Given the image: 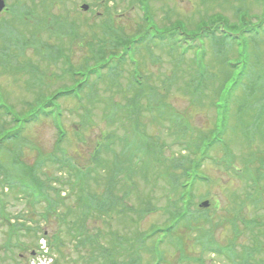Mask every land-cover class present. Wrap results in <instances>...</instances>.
I'll return each mask as SVG.
<instances>
[{
  "label": "rangeland",
  "instance_id": "374dc122",
  "mask_svg": "<svg viewBox=\"0 0 264 264\" xmlns=\"http://www.w3.org/2000/svg\"><path fill=\"white\" fill-rule=\"evenodd\" d=\"M3 1L8 10L0 14V52L6 51L11 58L8 60L10 69L3 68L0 62V96L8 99L19 116L30 110L37 93L52 94L58 89L70 88L74 82L67 73L69 67L79 69L93 64V48H98V42L106 35L101 22L107 24L109 16V24L122 28L124 35L134 36L146 30L137 0ZM143 3L151 24L163 31L176 25L193 31L214 16L237 24L239 13L248 18L264 13V0H143ZM81 5L88 6V11L82 12L78 8ZM67 28L72 29L73 36L64 35ZM171 47V44L152 43L140 49L142 56L146 57L148 49L156 59V64L148 68L153 85L172 77L173 85H168L170 89L165 92L170 108L166 110L167 115L160 117L159 124L150 115L141 114L142 128L133 136L128 124L107 126L102 120L105 114L114 123L118 115L115 120L112 112L89 107L93 112L87 118L92 127L91 134L88 132V136L86 132V136L90 138L106 130L114 141L106 152L98 153L96 160H92V142H74L76 131L68 129L69 137L58 146L61 153L58 161L53 167L48 162L37 170V179L49 183L47 198L52 201L53 210L38 198L23 195L17 187H12L10 180L20 178L18 173H24L22 168L38 160H48L50 154H54L57 142L54 129L43 123L26 126L17 144L2 145L0 264H28L39 254L43 231H55L58 241L62 239L59 244L62 249L53 253L51 264H104L107 253L102 254L103 251H111L114 245L113 250L123 255L121 264L129 254L138 256V264H228L208 255L207 249L213 245H231L237 256L249 251L252 264H264V228L244 225L253 220L264 224V206L256 207L252 202L257 196L264 198V176L255 192L248 183L249 172L254 174L264 160V141L257 132L242 137L233 131L240 126L237 124L249 122L247 118L239 123L226 121L228 127L232 125L227 133V154L217 152V158L227 156L241 173L219 169L214 164L206 166L202 172L210 175L211 183H194L185 189L191 214L182 220L178 218L184 210L179 199L183 191L178 184L187 182L182 169L194 167L193 144L199 134L208 132L214 125V111L209 104L214 100L220 81L205 82L202 94L195 100L190 93L191 85L197 80L193 57L181 58L180 52ZM44 48L46 53L42 55ZM56 54L57 59L53 58ZM205 61L212 73H219L217 61L214 65L209 59ZM27 64V72H14L15 67ZM179 74L183 75L179 78ZM122 77L119 75L117 85L111 88L100 84V91L124 104L122 90L127 88L128 78ZM175 113L182 116V125L188 129H184L187 131L183 136H179L182 129L177 128L173 120ZM12 126L6 114L0 112V129L8 130ZM179 141L186 144L177 146ZM15 149L20 158V166L16 167L11 164ZM87 167L89 172L96 167L99 173L84 178ZM223 183L227 187H222ZM108 190H112V194ZM109 196H113L114 201L107 200L105 209L99 206L101 212L90 207L89 197L100 202ZM203 201L210 204L205 210L199 208ZM85 230L86 235L91 233L99 238L97 249L84 248L86 251L79 253L75 238ZM152 233L155 235L151 238ZM145 237L149 239L140 243V238ZM109 246L111 249H106Z\"/></svg>",
  "mask_w": 264,
  "mask_h": 264
},
{
  "label": "trees",
  "instance_id": "16d2710c",
  "mask_svg": "<svg viewBox=\"0 0 264 264\" xmlns=\"http://www.w3.org/2000/svg\"><path fill=\"white\" fill-rule=\"evenodd\" d=\"M137 4L139 5L141 19L146 25V30L142 34L128 36L123 34L122 28H116L114 25L109 24L110 16L107 24L100 21L103 24L101 28L105 29L106 35L98 42L100 44L99 47L95 46L96 48H93L94 62L92 65L81 66L79 69L69 67L67 73L71 74L74 82L70 88H61L52 94L46 92L39 95L37 93L35 103L30 105V110L23 116L17 115L11 108L12 105L8 104V99L0 96V112H4L10 119L11 125H13L8 130L0 129V148L6 142L17 144L21 140L26 126L43 123L49 124V127L52 130L54 129L53 132L57 139L54 154H50L51 156H49L48 160H38L34 165L22 168L24 173H18L21 177L10 180L12 187H17L23 192V195H27L30 198L33 196L36 199L38 198V201L45 202L49 210H53L54 206L52 201L47 198V190L50 188L49 183L41 182L37 179V170H41L44 164L48 162L53 167V164L58 161V157L61 156L58 146L69 137L68 129L73 128V131H76L74 142L81 144L92 142L94 146L90 156L92 160H96L98 153L106 152L114 141L112 135L106 133V130L99 134L94 133L90 138L86 136V132L87 135L88 132L91 134L92 127L90 120L87 118L93 112L89 111V107H93V110L96 107L101 108L104 113L107 111L112 112L115 120L118 115L119 119L114 121V123H111L105 114L102 120L107 126L117 123L120 126L128 124L133 136L137 134L138 129L142 128L141 114L150 115L158 123L160 117L167 115L166 110L169 108V100L165 92L170 89L168 85H173L172 77L159 82V85H153V82L149 79L148 68L152 64H156V59L152 51L148 49L146 50V57L142 56L140 52V49L144 46L148 47L152 43H161L164 46L171 44V49L175 52H180L181 58L188 55L193 57L192 61L196 66L197 80L191 85L192 90H190V93L195 96V100H198L202 94L200 92L201 88L206 86L205 82H212L214 79L220 81L219 88L213 95L214 100L209 104L214 111V125L208 132L199 134V139L193 144L192 156L196 157L194 167L182 169L187 182L178 184V188L183 191L179 199L184 207L183 212L178 217L180 220L191 214V212L190 214L188 213L191 203L189 199L185 198V189L191 187L194 183H211L210 175L207 172L206 174L202 172L206 166L214 164L219 166V169H231L235 173H241L242 171L231 165L227 156L217 158L219 150H221L219 154H223V152L227 154L225 152L227 148V133L231 130L232 125H229V128L226 121L232 124L233 121L239 123L242 119L247 118L249 122L237 124L240 126L233 129L234 134L238 133L244 137L255 135L257 132L264 141V13L254 18H248L244 13H239L237 24H229L225 19L214 16L207 20L209 22L197 25L193 31L186 30L181 25H176L173 28H169V30L163 31L151 24L150 14L143 0H140V2L137 0ZM64 35L73 36L72 29L67 28ZM22 45L24 46V43ZM42 50V55H44L46 53L45 48ZM57 57L58 55L56 54L53 58L57 59ZM0 58V62L3 64L2 67L10 69L8 60L11 55L3 51L0 52ZM206 59H209L212 64L216 61L218 62V66H220V68L218 67V74L210 71L209 65L205 64ZM65 62H67V59H65ZM27 68L29 69V64L22 68L20 65V67H15L16 70L14 72H27ZM123 73L128 78L127 88L122 90L123 100L126 99L124 104L100 91V84L109 85V88L117 85V77L119 75L122 77ZM182 75L179 74L178 77L180 78ZM84 94L86 95L84 96ZM233 106L236 107L231 112ZM173 118L177 128L182 129L179 130V133L181 132L179 136H183L188 129L182 125V116L175 113ZM76 123H79V125H76ZM83 135L85 138L87 137L86 140ZM181 144H186V142H177V146ZM183 151L186 152L185 149ZM17 155L18 150L15 149L11 158V164L14 167L20 166V158ZM65 157L66 159L70 158V156ZM258 166L254 174L251 175L249 172L248 183L251 185L250 188L253 192L257 190L256 187L259 186V180L264 176V160ZM249 168L254 169L256 167L249 166ZM84 170L85 175L83 177L87 179L91 178L95 173H99L96 167H92L90 172L88 167ZM139 172H142V170L140 169ZM51 184L53 185L54 183ZM222 187H227L226 183H223ZM109 189L111 188L109 187ZM108 193L112 194V190H108ZM95 198H88L90 207L98 209L100 212L102 210L100 207L105 209L107 200L114 201L113 196H109L108 199L104 198L100 202H97ZM252 202L256 207L258 205L264 206L263 197L257 196ZM241 222L244 223V221ZM244 225L246 227L256 226L264 228V224L259 223L257 220L245 222ZM158 232H161V230ZM154 235L155 233H152L150 237L152 238ZM41 236V238L46 239L52 254L62 249L59 247L62 239L58 241L59 238L55 231L50 233L43 231ZM75 239L77 240L75 241L76 244H78L76 250L79 253L82 250L85 252L84 248L90 247L96 251L99 238L95 234L86 235L85 230L81 236ZM148 239L149 237L140 238V243H144ZM155 240L159 242L157 239ZM114 248L115 245L113 246ZM106 249L111 248L109 246ZM113 249L111 251H103L102 254L107 253L104 264H121L120 258H123V255L118 254ZM210 249V251L224 256L231 264H252L249 260L250 255L247 253L233 260V252L229 247L221 246L219 249ZM92 253L94 254V252ZM129 255V258L122 261V264H138V256Z\"/></svg>",
  "mask_w": 264,
  "mask_h": 264
},
{
  "label": "water",
  "instance_id": "95a60500",
  "mask_svg": "<svg viewBox=\"0 0 264 264\" xmlns=\"http://www.w3.org/2000/svg\"><path fill=\"white\" fill-rule=\"evenodd\" d=\"M3 8H4V3H3L2 0H0V11H2ZM82 9L86 10V7L83 6ZM207 206H208V203L207 202H204V203L201 204V208L202 207L206 208Z\"/></svg>",
  "mask_w": 264,
  "mask_h": 264
},
{
  "label": "bare ground",
  "instance_id": "6f19581e",
  "mask_svg": "<svg viewBox=\"0 0 264 264\" xmlns=\"http://www.w3.org/2000/svg\"><path fill=\"white\" fill-rule=\"evenodd\" d=\"M209 247H213V246H209ZM28 264H34V263H32V262L30 261V262H28Z\"/></svg>",
  "mask_w": 264,
  "mask_h": 264
}]
</instances>
